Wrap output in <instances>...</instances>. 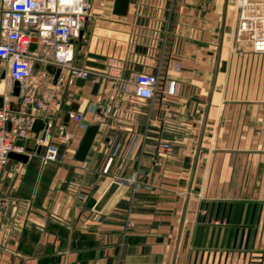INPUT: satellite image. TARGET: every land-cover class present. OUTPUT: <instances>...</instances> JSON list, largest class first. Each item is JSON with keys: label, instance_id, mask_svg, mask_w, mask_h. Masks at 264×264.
I'll return each instance as SVG.
<instances>
[{"label": "crops", "instance_id": "0c3cea01", "mask_svg": "<svg viewBox=\"0 0 264 264\" xmlns=\"http://www.w3.org/2000/svg\"><path fill=\"white\" fill-rule=\"evenodd\" d=\"M114 1L91 0L74 41L75 64L104 73L96 93L66 74L56 85L57 68H46L38 93L54 89L59 111L40 152L9 158L0 175V264H264V88L241 86L246 60L229 46L236 0H129L125 15ZM251 66L264 72V58ZM137 72L159 74L153 99L133 95ZM12 88L0 66V95L16 108ZM68 110L98 124L83 161L85 129ZM48 144L58 156L43 162ZM112 181L119 187L94 211ZM233 215L229 246L227 235L215 246L216 231L209 244L201 227H230Z\"/></svg>", "mask_w": 264, "mask_h": 264}, {"label": "built area", "instance_id": "2783aa9c", "mask_svg": "<svg viewBox=\"0 0 264 264\" xmlns=\"http://www.w3.org/2000/svg\"><path fill=\"white\" fill-rule=\"evenodd\" d=\"M90 4L91 0H0V66L7 65L10 79L20 83L17 107L9 103L0 107V175L10 152L26 153L24 143L34 135L31 126L36 118L44 122L37 142L41 144L50 138V117L59 111V97L54 89L47 94L38 93L42 81L47 79L50 82L52 79L46 70L48 65L60 68L59 80L66 74L97 84L104 76L101 70L82 68L74 62V41L80 37ZM235 6V44L251 54L264 55V0H236ZM31 43L35 44L33 50L30 49ZM35 65L37 75H33ZM158 87V73L135 74L133 95L136 98L153 99ZM116 94L107 96L108 100H113L112 104H116ZM104 99L106 101V96ZM108 103L105 104V114L111 108ZM38 111L42 114L39 115ZM67 114L75 119L78 126L87 128L81 113L68 110ZM43 131L45 136L42 139L40 135ZM118 148L116 144L113 153ZM131 149L127 156H130ZM169 149L167 142L156 145V150L160 152ZM58 152L57 145L48 144L43 162L55 161Z\"/></svg>", "mask_w": 264, "mask_h": 264}, {"label": "water", "instance_id": "95a60500", "mask_svg": "<svg viewBox=\"0 0 264 264\" xmlns=\"http://www.w3.org/2000/svg\"><path fill=\"white\" fill-rule=\"evenodd\" d=\"M128 4H129V0H115L114 1V5H113V12L117 15H125L127 13V9H128ZM35 48V44L34 43H31L30 45V49L33 50ZM37 67V65L35 66ZM60 75V68H57L55 70V73H54V78H53V83H56L57 82V79ZM76 83L80 86L83 85L84 83V79L82 78H78L76 80ZM97 88H98V85L95 84L93 86V89H92V92L93 93H96L97 91ZM19 90H20V83L19 81H13V88H12V95L13 96H18L19 95ZM4 103V97L0 95V107L3 105ZM75 107V106H73ZM65 118L68 119L69 118V115L66 114L65 115ZM44 128V122L43 120H41L40 118H36L31 126V131L34 133V137H38L39 136V132ZM97 131H98V124H91V125H88L87 128L85 129L84 133H83V136L81 138V141L79 143V146L76 150V153H75V158L79 161H83L94 138H95V135L97 134ZM45 136V133L44 131L41 132V135L40 137L43 139ZM18 144H21V141H17ZM26 152H36V153H39L40 150H41V145L38 144V146L36 147V149H32V148H29V147H26L25 148ZM9 158L11 159H15V160H18V161H22V162H27L28 160V154L27 153H16V152H10L9 153ZM119 187V182L118 181H112L108 187L105 189V191L101 194V196L99 197V199L96 201V203L94 204L93 206V210L96 211V212H100L103 207L105 206V204L108 202V200L111 198V196L114 194V192L117 190V188ZM242 211V209H241ZM215 218H216V215H215ZM221 222L223 221V213L221 215ZM241 221V215H239L238 217V223H240ZM203 222H205V218L203 219ZM207 222H211V216L208 217V220ZM226 222L228 223L229 222V216H227L226 218ZM231 222H232V226L228 227V226H225V227H220L218 226L217 229H216V226H211L209 224L205 225V226H202L201 227V231L203 230L204 228V232H205V236H207L209 230H210V237H209V244H211L212 240H213V237H214V234H215V231H216V236H215V246H217L218 244V241H219V238H220V235L221 236V240H220V245L223 246L224 244V241H225V238H226V235H227V241H226V245L229 246V243L231 241V237H232V233H233V229H234V223H235V215L232 216V219H231ZM244 222L246 223V219L244 220ZM211 227V228H210ZM237 230L238 228L236 229L235 231V234H234V237H233V243H234V240L236 239V236H237ZM222 232V233H221Z\"/></svg>", "mask_w": 264, "mask_h": 264}, {"label": "rangeland", "instance_id": "374dc122", "mask_svg": "<svg viewBox=\"0 0 264 264\" xmlns=\"http://www.w3.org/2000/svg\"><path fill=\"white\" fill-rule=\"evenodd\" d=\"M229 46L232 54H235L237 57L246 60L245 70L242 76V84H241L242 88L247 89L249 91H258L259 89H263L264 72H262L261 69L258 70L256 66H254V68L252 69L251 62L254 58L256 59V61H259L260 58L261 59L264 58V55H261L262 57H260V55L254 57V55H252L248 51H245L244 49H241L240 46L236 45L234 37L231 38Z\"/></svg>", "mask_w": 264, "mask_h": 264}]
</instances>
